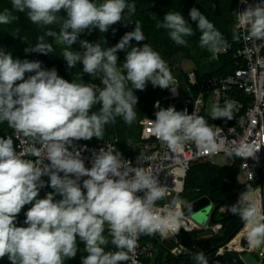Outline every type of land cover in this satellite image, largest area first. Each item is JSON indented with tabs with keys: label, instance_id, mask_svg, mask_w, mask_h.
I'll return each mask as SVG.
<instances>
[{
	"label": "clouds",
	"instance_id": "obj_1",
	"mask_svg": "<svg viewBox=\"0 0 264 264\" xmlns=\"http://www.w3.org/2000/svg\"><path fill=\"white\" fill-rule=\"evenodd\" d=\"M11 3V10L0 12V25L16 20L13 12H26L37 25L60 23L59 38L68 46L85 31L107 33L121 23L125 9L135 12V4L126 0H103L100 4L93 0ZM240 3L243 7L236 28L246 29L248 39H264V0ZM62 11L66 15L61 16ZM188 20L202 33L201 47L213 54L227 49L221 32L198 8L189 10ZM188 20L179 12H167L157 27L167 29L177 45H185V37L193 35ZM123 24L126 27L128 23ZM45 35L55 37L57 33L49 28ZM144 40L136 23L134 30L126 32L114 46L105 49L84 40L82 53L63 52L69 69L80 62L85 73L100 79L103 87L98 95L93 86L71 83L55 68L45 69L40 61L14 59L0 49V122L6 121L28 143L23 152H17L12 137H0V259L7 257L10 264H64V258L76 257L80 242L87 253L81 257V264H121L130 259L139 235L167 236L183 225L187 201L177 195L168 207L158 209L157 202L166 197L168 189L144 166L143 158L138 157L133 165L119 151L101 149L92 153L91 167H86L75 143L101 139L104 126L114 123L117 117L131 124L138 104L132 88L144 91L151 83L154 88L177 94L166 62L150 45L142 44ZM133 41L141 46H133ZM52 50L41 37L35 46L25 48V53L48 55ZM119 52H125L122 68L117 66ZM26 73L31 75L26 77ZM95 104L101 105L100 110L90 114ZM234 107L233 101H226L223 107L214 104L211 116L230 121ZM155 108L152 133L172 152L189 142L210 153L219 150L220 129L210 127L203 117L171 105L160 108L158 102ZM260 151L257 142L242 140L227 155L258 164ZM28 153L36 159H24ZM45 187L52 191L38 198ZM26 205H31L24 213L26 226H17V217ZM228 211L242 220L251 249L264 245V207L254 197L251 186L239 193ZM105 226L111 241L103 234ZM109 243L118 250L105 251ZM195 258L200 264H208L203 253Z\"/></svg>",
	"mask_w": 264,
	"mask_h": 264
},
{
	"label": "trees",
	"instance_id": "obj_2",
	"mask_svg": "<svg viewBox=\"0 0 264 264\" xmlns=\"http://www.w3.org/2000/svg\"><path fill=\"white\" fill-rule=\"evenodd\" d=\"M93 2L100 4L99 0ZM128 4H135V12L129 13L128 9L122 14L121 23L113 25L107 33L99 32L94 29L91 32L85 31L82 33L74 44L70 46L68 51L82 53L84 49L81 47V41L88 40L92 43H99L102 48L114 46L120 38L128 31L134 30L135 24L139 23L145 40L142 44H148L152 49L158 52L161 58L166 62L169 70L173 69L174 64L179 59H189L196 66L198 75L214 74L217 76H226L234 71L238 59L234 57V51L238 46L236 30L234 27V18L232 14L235 0H126ZM196 7L200 12L219 30L231 48L224 53L219 54L217 59H213V53L205 47L200 46V37L202 33L197 28L195 23L189 19V10ZM4 9H12L11 0H0V12ZM167 12H179L184 16L190 24L193 35L185 37V45H177L169 36L168 30L162 27H157L163 23V18ZM17 17L11 24L0 25V49L12 54L13 58L29 61H40L45 69L55 68L58 74L71 83L85 84L87 73L83 71V66L80 62L76 63L80 69L79 78H75L73 74L67 71L66 61L63 59L62 50L55 45V40L52 36H47L45 33L52 25L45 27L32 23L26 12H13ZM61 16L66 15L63 11ZM127 22V26H124ZM60 26V23L53 24ZM234 31L235 36L234 38ZM43 37V42L52 46V52L48 55L38 53H25V48L33 47L40 38ZM136 45L135 41L132 42ZM118 68H122L125 58V52L118 53ZM203 72V73H202ZM205 72V73H204ZM31 75L26 73V77ZM86 85V84H85ZM103 86H101L102 88ZM131 88V85L129 84ZM100 88V89H101ZM99 89V90H100ZM99 90L96 91L97 95ZM134 95L138 97V104L134 106L136 119L131 123H125L122 117H117L114 123H109L104 126V134L101 139L93 138L83 142L92 145L109 137H117L119 146L125 155H133L136 152V143L139 140V121L148 116L150 109L155 100L161 98L164 91L158 87L154 88L149 83L144 91L135 90L132 88ZM101 105L95 104L90 110L99 112ZM0 137H12L11 129L8 124L0 122ZM14 141V140H13ZM263 167H259L257 174L252 182L239 183L238 175V160L235 159L230 165L218 166L211 162H196L188 169L184 179L183 191L179 194L180 199L187 201V204L192 203L200 197H206L213 204V218L210 224L220 223L221 228L212 236L201 242H196L195 232L178 233L176 238L180 240L182 236L192 239L197 243L196 250L192 254L174 257L169 254V249L173 246V240H165L160 242L153 234H141L142 239L153 241L158 254L155 253L154 263L162 264V262L170 264H193L198 261L195 257L198 253H203L208 264H248L242 257L245 252L226 251L218 254L220 248L232 240L239 231L244 227V224L239 216L231 214L228 210H222L223 206L228 205L232 200L237 199L240 192L246 190L249 186L254 189L264 181V157ZM263 168V169H262ZM38 198H44L39 194ZM31 205H26L17 217V226L24 225V213ZM264 207V200H263ZM105 237L111 241V236L108 234L107 226H105ZM244 247L246 244H243ZM114 247L111 243L106 249ZM105 249V250H106ZM156 250V251H157ZM87 255L84 251V244L78 242V252L75 258H64V264H81V257ZM199 262V261H198ZM0 264H10L7 257L0 259ZM146 264V262H145Z\"/></svg>",
	"mask_w": 264,
	"mask_h": 264
},
{
	"label": "built area",
	"instance_id": "obj_3",
	"mask_svg": "<svg viewBox=\"0 0 264 264\" xmlns=\"http://www.w3.org/2000/svg\"><path fill=\"white\" fill-rule=\"evenodd\" d=\"M99 2L103 3V0H99ZM250 2H256V0H250ZM242 7L240 0H235L232 14L238 46L234 51V57L238 61L234 71L226 76L214 74L198 75L195 70L191 71L186 76L188 89L193 96L191 111L188 110L189 102L184 104L178 102L181 93L177 85H174L177 90L175 96L169 90L163 89V96L154 101L149 115L139 121V140L136 143L137 149L133 155H125L122 152L119 146V139L115 136L92 145L82 140L75 142L76 147L82 152L86 167H91L89 160L92 153L99 152L101 149L105 151L109 149L117 150L124 158L131 160L133 165L136 164L138 157L143 158L144 166L153 172L161 185L168 189L167 195L174 194L175 198L183 191L185 175L191 165L196 162L210 161L217 155H227V152L238 143L242 140H247L248 142L255 141L261 145V151L258 153L259 163L256 164L252 159L244 160L235 156L232 157V162L235 159L238 160V178L241 183L252 182L254 180L258 168L260 166L263 167L264 157V39H248L246 29L236 28L237 16ZM230 48L228 45L227 49L221 53L226 52ZM221 53L213 54L212 58L217 59ZM88 85L93 86L96 91L103 86L97 76ZM226 101L235 102L233 119L227 122L222 119H213L211 116L213 105L223 107ZM156 102L159 103L160 108H167L170 105L177 108V104H181V110L187 109L189 114L195 113L203 117L213 129L219 128L220 132L217 136L219 150L216 153H210L207 149L197 147L194 143L189 142L181 150L172 152L166 144L162 143L152 133V121L155 119L154 114L157 111L155 108ZM10 129L14 140V147L17 152H23V149L28 147V143H26L27 138L16 133L14 129ZM36 147H40L38 142H36ZM23 158L27 160L36 159L30 153L24 154ZM42 179L47 182L48 177L44 176ZM51 191V188L45 187L41 189V194L45 197L46 193ZM258 197L257 201L263 207L261 196L258 195ZM59 198V196L56 197V199ZM211 205L213 208L212 203ZM156 206L158 209H164L169 204ZM208 228L213 234H216L220 230L221 224H210V218L208 217ZM198 230L200 229L193 219L190 216L184 215L183 225L178 231L174 233L170 231L167 236H161L159 233H154L153 235L160 242L173 240V246L169 249V254L178 257L192 254V249L196 250V246L192 244L189 247H185L176 238V235L178 233H189ZM236 237L238 238L234 241ZM234 238L225 247L220 248L217 253L220 254L224 250L236 252L251 250L246 239V229L244 227ZM244 243L246 244L245 247ZM117 250L114 246L105 251L114 252ZM156 250L157 246L153 241L142 239L139 235L136 248L133 253L129 254L130 259L122 261L121 264H145L147 260L154 257ZM258 255L261 264H264V250L260 251Z\"/></svg>",
	"mask_w": 264,
	"mask_h": 264
},
{
	"label": "rangeland",
	"instance_id": "obj_4",
	"mask_svg": "<svg viewBox=\"0 0 264 264\" xmlns=\"http://www.w3.org/2000/svg\"><path fill=\"white\" fill-rule=\"evenodd\" d=\"M51 28L53 31H55L57 33V35L54 38L55 40V45L62 50V56H63V52L65 50H69L70 46L64 44L60 38H59V30H60V26H54L52 25ZM48 28V29H49ZM196 69L195 64L189 60V59H179L175 64L173 69L170 70L173 78H174V85H177L179 92L181 93V97L179 98L178 102L179 103H186L189 102L188 104V110L191 111V102L193 101V96L190 93L189 89H188V85L186 83V76L193 70ZM68 72H70L71 74L74 75L75 78H79L80 76V69H78V67L75 65V67L71 68V69H67ZM203 73V72H202ZM205 73V72H204ZM95 75H87V78L85 79L86 81H84V83L86 85L89 84L90 81H92L94 79ZM177 110H181L182 105L181 104H177L176 106ZM206 162H211L213 164H216L218 166H224V165H230L232 163V157H229L228 155H217L214 156L210 161H206ZM237 180L239 183H241L239 181L238 175H237ZM259 188L261 189L259 191ZM253 195L256 198V200H258V195L261 196V201L263 204V200H264V181L261 182V184L258 187H255L253 189ZM174 198V194L171 195H166V197L164 199H161L157 202L158 206H163L165 204H170V201ZM236 202V199L232 200L230 203H228V205L223 206L221 208V210H228V208ZM193 221L198 225L199 229L198 231L195 232V239L196 242H201L203 240H205L206 238L210 237L213 235V232L208 228V219L206 218H200L199 220H194ZM238 238V237H237ZM237 240V239H236ZM185 247H189L192 244H195V246L197 245V243L195 241H193L192 239H188L186 236H182L179 240ZM264 250V245H262L259 248L256 249H251L250 252L245 251L242 254L243 259L248 263V264H261V260L260 257L258 255V253L260 251ZM158 251H156V254H158ZM192 252H195V249H192ZM155 256V255H154ZM154 257L147 260L146 264H155L154 263ZM162 264H168L166 262H162ZM170 264V263H169ZM193 264H200V262L196 261Z\"/></svg>",
	"mask_w": 264,
	"mask_h": 264
},
{
	"label": "water",
	"instance_id": "obj_5",
	"mask_svg": "<svg viewBox=\"0 0 264 264\" xmlns=\"http://www.w3.org/2000/svg\"><path fill=\"white\" fill-rule=\"evenodd\" d=\"M185 216H190L191 219L199 220L200 218H213V208L208 198L200 197L192 203L188 204V207L183 209Z\"/></svg>",
	"mask_w": 264,
	"mask_h": 264
},
{
	"label": "bare ground",
	"instance_id": "obj_6",
	"mask_svg": "<svg viewBox=\"0 0 264 264\" xmlns=\"http://www.w3.org/2000/svg\"><path fill=\"white\" fill-rule=\"evenodd\" d=\"M236 239H237V237H236V238H234V241H236Z\"/></svg>",
	"mask_w": 264,
	"mask_h": 264
},
{
	"label": "crops",
	"instance_id": "obj_7",
	"mask_svg": "<svg viewBox=\"0 0 264 264\" xmlns=\"http://www.w3.org/2000/svg\"><path fill=\"white\" fill-rule=\"evenodd\" d=\"M247 252H250V251H247Z\"/></svg>",
	"mask_w": 264,
	"mask_h": 264
}]
</instances>
